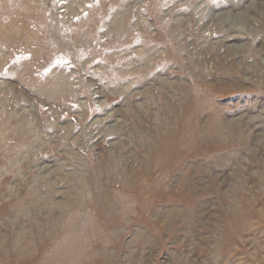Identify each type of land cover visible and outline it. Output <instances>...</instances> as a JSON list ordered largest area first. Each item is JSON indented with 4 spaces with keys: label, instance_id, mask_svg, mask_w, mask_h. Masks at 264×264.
<instances>
[{
    "label": "rangeland",
    "instance_id": "374dc122",
    "mask_svg": "<svg viewBox=\"0 0 264 264\" xmlns=\"http://www.w3.org/2000/svg\"><path fill=\"white\" fill-rule=\"evenodd\" d=\"M0 264H264V0H0Z\"/></svg>",
    "mask_w": 264,
    "mask_h": 264
},
{
    "label": "bare ground",
    "instance_id": "6f19581e",
    "mask_svg": "<svg viewBox=\"0 0 264 264\" xmlns=\"http://www.w3.org/2000/svg\"><path fill=\"white\" fill-rule=\"evenodd\" d=\"M29 8H30V7H29ZM29 10L32 11L31 9H29ZM30 11H29V12H30ZM26 12H27V11H26ZM28 15H29V14H28ZM37 19H38V18H37ZM37 33H38V32H37Z\"/></svg>",
    "mask_w": 264,
    "mask_h": 264
}]
</instances>
